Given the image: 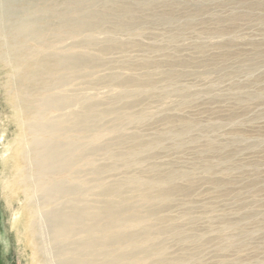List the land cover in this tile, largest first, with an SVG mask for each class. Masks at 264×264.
Instances as JSON below:
<instances>
[{
    "label": "rangeland",
    "instance_id": "1",
    "mask_svg": "<svg viewBox=\"0 0 264 264\" xmlns=\"http://www.w3.org/2000/svg\"><path fill=\"white\" fill-rule=\"evenodd\" d=\"M83 10L95 40L64 46L90 67L68 89L93 84L101 112L115 111L81 126L107 145L80 163L87 199L117 202L99 186L138 179L125 217L132 229L152 212L153 264H264V0H92ZM112 76L151 87L116 103L126 88L109 85ZM1 103L0 165L11 133ZM74 103L62 114L79 113ZM167 175L173 195L147 208L142 190ZM11 219L0 200L1 264H25Z\"/></svg>",
    "mask_w": 264,
    "mask_h": 264
},
{
    "label": "bare ground",
    "instance_id": "2",
    "mask_svg": "<svg viewBox=\"0 0 264 264\" xmlns=\"http://www.w3.org/2000/svg\"><path fill=\"white\" fill-rule=\"evenodd\" d=\"M91 1L0 0V99L8 111L3 121L11 129L0 165V200L12 214L10 230L25 264H153L161 252L151 243L157 230L145 225L151 211L137 217L132 229L125 217L132 207L123 196L127 185L141 190L138 179L101 184L106 195L119 201L94 204L86 197L87 184L78 178L80 163L88 160L90 151L107 146H96L101 136L89 140L81 126L103 118L107 111L115 113L114 107L101 112L94 98L102 90L93 84L79 91L68 89L80 78L81 67L90 65H83L82 50L73 51L64 42L95 40L96 25L83 10ZM109 80V85L114 81L126 88L113 96L116 103L151 87L116 76ZM76 100L80 112L62 114ZM140 148L145 145L140 143ZM172 178L167 175L165 182L146 185L141 197L147 208L170 199L172 190L166 185ZM137 237L146 246L134 247ZM110 246L118 249L110 252Z\"/></svg>",
    "mask_w": 264,
    "mask_h": 264
},
{
    "label": "flooded vegetation",
    "instance_id": "3",
    "mask_svg": "<svg viewBox=\"0 0 264 264\" xmlns=\"http://www.w3.org/2000/svg\"><path fill=\"white\" fill-rule=\"evenodd\" d=\"M1 228V227H0ZM1 233H2V231H1V229H0V236H1ZM1 243H0V264H1Z\"/></svg>",
    "mask_w": 264,
    "mask_h": 264
}]
</instances>
